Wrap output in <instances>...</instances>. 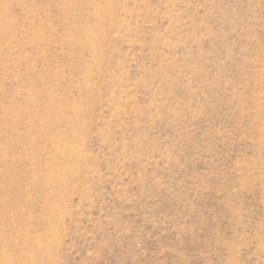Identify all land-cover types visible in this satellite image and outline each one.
Returning <instances> with one entry per match:
<instances>
[{
    "label": "rangeland",
    "instance_id": "rangeland-1",
    "mask_svg": "<svg viewBox=\"0 0 264 264\" xmlns=\"http://www.w3.org/2000/svg\"><path fill=\"white\" fill-rule=\"evenodd\" d=\"M0 264H264V0H0Z\"/></svg>",
    "mask_w": 264,
    "mask_h": 264
}]
</instances>
